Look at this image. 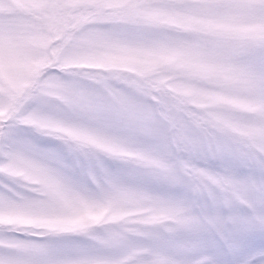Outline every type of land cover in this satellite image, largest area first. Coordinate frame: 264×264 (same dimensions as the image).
I'll return each mask as SVG.
<instances>
[{
  "label": "snow or ice",
  "instance_id": "snow-or-ice-1",
  "mask_svg": "<svg viewBox=\"0 0 264 264\" xmlns=\"http://www.w3.org/2000/svg\"><path fill=\"white\" fill-rule=\"evenodd\" d=\"M0 264H264V0H0Z\"/></svg>",
  "mask_w": 264,
  "mask_h": 264
}]
</instances>
